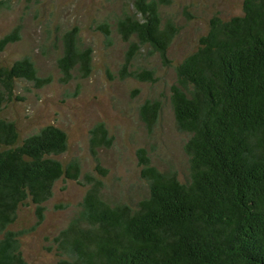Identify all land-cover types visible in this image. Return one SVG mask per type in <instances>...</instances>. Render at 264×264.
I'll use <instances>...</instances> for the list:
<instances>
[{
    "label": "trees",
    "instance_id": "obj_1",
    "mask_svg": "<svg viewBox=\"0 0 264 264\" xmlns=\"http://www.w3.org/2000/svg\"><path fill=\"white\" fill-rule=\"evenodd\" d=\"M131 2L135 11L122 10L116 20V31L128 42L119 77L153 81L154 71L133 68L132 60L148 47L169 61L177 27L162 20L161 10L171 0ZM9 7V0H0V12ZM98 26L111 42L110 24ZM21 37L18 22L0 36V54ZM57 67L62 82L76 71L80 78L91 72L92 48L81 44L76 27L63 33ZM174 71L169 100L176 128L186 136V171L180 177L175 169L162 170L138 148L147 191L136 200L106 199L101 177L83 173L76 158L59 159L68 148L62 128L48 124L21 137L13 120L0 117V264H29L20 240L27 230L11 225L28 202L40 223L60 178L87 188L53 236L54 264H264V0H243L242 14L228 19L213 15ZM23 81L41 88L52 78L41 75L27 53L0 63V109L19 98L15 93ZM160 110L155 98L139 106L148 127ZM89 134L95 169L103 177L107 169L97 148L111 136L104 122Z\"/></svg>",
    "mask_w": 264,
    "mask_h": 264
},
{
    "label": "rangeland",
    "instance_id": "obj_2",
    "mask_svg": "<svg viewBox=\"0 0 264 264\" xmlns=\"http://www.w3.org/2000/svg\"><path fill=\"white\" fill-rule=\"evenodd\" d=\"M9 4L0 12V36L20 22L22 37L0 54V63L10 64L30 54L39 73L50 75L52 81L41 88L21 82L15 93L19 98L5 104L0 117L13 120L21 137L48 124L62 128L68 136V148L58 158L64 163L76 158L83 173L101 177L103 195L110 201L136 200L146 194L139 177L138 148H145L158 168L175 169L184 176L186 136L176 128L169 100L174 65L196 48L213 15L223 19L240 15L243 0H171L163 6L162 20H172L177 27L168 48L169 61L148 47H141L132 60L133 68L153 70V81L119 77L128 42L116 31V20L122 10L135 11L131 0H9ZM102 21L110 24L109 43L98 26ZM73 27L81 44L92 48L91 72L80 78L76 71L73 79L62 82L57 57L63 33ZM153 98L160 101L161 110L156 123L148 127L140 117L139 106ZM97 122H104L111 136L109 144L97 148L100 164L107 169L103 177L95 169L97 163L90 152L89 131ZM86 188L78 180H57L38 224L34 204L20 206L11 229L27 230L20 240L29 264L55 263L57 256L50 249L53 236L67 223Z\"/></svg>",
    "mask_w": 264,
    "mask_h": 264
}]
</instances>
